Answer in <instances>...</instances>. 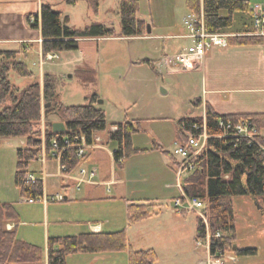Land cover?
I'll return each mask as SVG.
<instances>
[{
  "label": "rangeland",
  "instance_id": "obj_1",
  "mask_svg": "<svg viewBox=\"0 0 264 264\" xmlns=\"http://www.w3.org/2000/svg\"><path fill=\"white\" fill-rule=\"evenodd\" d=\"M138 1L137 17L146 20L147 25L151 24L152 19L157 22L172 19L174 12L177 17L180 15L176 14L177 10L173 11L177 0H170L172 11H165L159 0ZM182 5L185 7L184 2ZM51 7L69 17V26L73 30L82 31L93 24H106L107 28L113 29L114 34L109 38L81 39L78 41L77 49L56 52L52 59L47 57L48 54L40 53L36 45L32 51L28 54L25 52L20 57L32 71L33 76L21 78L11 72L9 79L17 88L22 90L33 81L39 82L42 87L46 75L51 77L53 83L54 96L41 97V120L35 128L38 136L44 142L48 123L56 119L62 122L55 114L45 117L46 109H51L56 103L64 106L86 105L90 98L96 95L95 105L104 111L107 123V130L102 132L101 136L106 137L107 132L112 130L115 124L132 121L137 123L139 128L132 136L134 147L147 150L125 159L123 166L119 167L110 154L116 144L107 140L100 151L105 156L104 162L93 161L97 159L98 154H94L92 160L83 162L88 168L96 167L97 173L93 181L96 184L100 183L103 172L112 174L113 168V172L119 175L117 176L119 182L110 186V195L115 196L116 188L127 181L126 189L131 193L127 197L151 198L162 211L159 219L152 218L129 224L127 202L116 196L115 200L83 205L73 203L64 205L63 201L48 202L49 210L46 212L42 202L33 204L22 198L14 183L17 150L23 148L25 143L21 142V138H5L0 140V202L16 204L20 213L17 230L19 238L41 247L45 246L48 231L49 235H55L69 228L65 223L57 226L54 222L56 215L68 219V209L70 211L75 209L77 211L73 215L75 217L91 218L99 222L107 220L106 229H125L133 248L153 247L159 254L158 264H190L199 258L200 254L205 257L204 250L197 247L194 239L199 211L179 213L173 206L174 199L182 195L178 185L182 186L189 176L188 169L183 171L181 176L177 173L180 166L177 161L180 162L182 158L174 155V149L179 143L184 142L177 123L181 118L201 115L204 92L201 73L185 70L178 65L153 67L152 62H141L144 59L162 58L160 53L163 41L139 36H121L119 0H100L97 8L91 0H76L75 4L57 0ZM239 13L245 12H238L235 15L234 26L244 27L247 21L242 20ZM221 14L225 16L226 12L223 11ZM177 25L181 27L179 22ZM175 45L183 49L189 42L180 40ZM167 52L168 56L175 54L170 50ZM202 59L203 57L195 62L193 68L198 67ZM47 104L49 106L45 107ZM198 118L205 122V116ZM155 146H159L160 149H154ZM173 158L177 160L178 167L173 164ZM56 165L55 161H48L46 169L54 172ZM31 170L35 171L36 177L43 178L40 163H33ZM60 180L61 178L55 176L45 178L47 192L64 195L58 188ZM82 186L78 192L80 196L85 184ZM103 187L98 189L102 190ZM104 188L106 190L107 186ZM233 206L236 245L243 249H256V254L243 256H236L230 252L229 254L236 257L235 264H264V219L260 210L247 196L234 197ZM172 210L178 216H184L181 223L167 219ZM47 221L50 223L48 230L45 224ZM113 253L111 256H115L117 264H128V249ZM99 264H108V261L100 260Z\"/></svg>",
  "mask_w": 264,
  "mask_h": 264
},
{
  "label": "trees",
  "instance_id": "obj_2",
  "mask_svg": "<svg viewBox=\"0 0 264 264\" xmlns=\"http://www.w3.org/2000/svg\"><path fill=\"white\" fill-rule=\"evenodd\" d=\"M54 0H42L40 19L31 23V27L40 28L41 52L43 55L74 50L78 41L88 38L112 37L114 31L104 24H93L85 30H73L69 26V17L51 7ZM75 4L76 0H66ZM95 8L100 0H91ZM191 14L199 16L201 11L208 32H224L233 24L237 12L250 11L246 0H187ZM138 0H119L121 36L135 37L147 33V23L137 17ZM226 12L223 16L221 13ZM229 45H260L264 37L242 35L228 38ZM21 50L0 51V140L5 138L24 139V147L17 150V163L14 183L22 198H38L43 195L41 179L33 183L26 182L28 174H34L31 165L37 162L42 146L46 148L47 157L51 158V141L72 135H81L88 145L94 143L96 135L107 130L104 111L95 105L97 96L89 103L79 106H64L56 103L46 109L44 116L55 114L65 124V131L54 133L48 123L44 142L35 129L41 120V97L50 98L53 83L50 76H45L43 86L33 81L20 90L9 79L13 72L21 78L32 77V71L20 57ZM149 62L150 61H145ZM241 118L250 119L257 130V135L239 136L236 132L219 127V120L236 122ZM205 129L208 134L206 145L194 160V167L182 185L189 197H196L205 202L209 229L212 234L210 253L230 252L236 256L255 255L256 249H243L236 245V228L233 198L247 196L258 206L264 219V113L227 114L216 113L206 105ZM202 118H181L178 120L180 136L185 133H202ZM137 123L125 121L115 124L107 132L108 141L114 142L115 163L122 167L125 159L146 151L137 149L132 143V136L138 132ZM154 149H160L155 146ZM86 157H79L77 150L67 148L62 152L60 164L64 172L73 171ZM174 159V158H173ZM176 165V160L173 162ZM160 207L156 203H131L127 207L129 224H134L157 215ZM182 213V212H181ZM19 215L11 203H0V264H33L41 261L42 249L34 244L17 238L16 224ZM7 222L15 224L8 229ZM204 225L197 217L195 240L204 236ZM129 250L128 264H157V254L153 249L133 250L129 247L125 229L115 232L83 233L77 236H65L49 240L48 264H66V257L74 253L122 252Z\"/></svg>",
  "mask_w": 264,
  "mask_h": 264
},
{
  "label": "crops",
  "instance_id": "obj_3",
  "mask_svg": "<svg viewBox=\"0 0 264 264\" xmlns=\"http://www.w3.org/2000/svg\"><path fill=\"white\" fill-rule=\"evenodd\" d=\"M57 0L51 2L54 3ZM175 1V0H174ZM249 4V8L255 4H258L264 8V0H246ZM184 2L185 7H183L182 3ZM152 3V2H151ZM162 3V6L165 8V11L171 10V2L170 0H159V4ZM42 0H0V51L5 50H21L25 48L26 54L33 50L34 45L38 47V51L41 53V32L40 28L31 27V23L34 20L39 21L40 10H41ZM178 4L180 6H178ZM174 5V4H173ZM119 9V7H118ZM177 10L176 14H180L179 17L177 15H173L172 19L167 20H158L152 22L150 24L151 32L146 33V35L139 36L141 38L150 39V40H162L163 47L160 53L161 56L167 55V51L170 52H178L182 50L178 45H175L180 40H188L190 45V40L186 37L188 31L184 26L185 18L190 14L187 0H177L175 1V5L173 6V11ZM201 13H203L201 11ZM238 13V12H237ZM235 13L233 16V24L232 26L224 31L227 34L232 36H242L247 35L252 30V19L250 11L241 14V19H246L247 23L244 24V27L234 26L235 23ZM62 14V13H61ZM119 14V11H118ZM67 16V15H62ZM144 20L142 18H139ZM146 22V20H144ZM180 23L179 27L177 24ZM147 23V22H146ZM148 24V23H147ZM106 25V24H105ZM169 30V32H168ZM109 38V37H105ZM102 39V38H97ZM188 45V46H189ZM187 46V47H188ZM15 48V49H8ZM155 48V46H154ZM186 48V47H185ZM28 51V52H27ZM22 56V55H21ZM152 62L153 67L155 66V62L157 61L152 59H144L143 61ZM189 71H199L202 75L204 82V92L201 100V104L203 106V110L201 115L189 116L184 118H195V117H204L206 105H210L212 109L220 114H254V113H264V44L260 45H228L227 47H214L211 48L206 55L203 57L200 65L196 68L190 69ZM48 118V117H47ZM58 122L57 119L56 121ZM21 142L24 144V139H21ZM107 138L102 137L101 134L95 136L94 143L91 145L86 158L71 172H60L61 164L59 159L48 158L47 151L44 145L42 146L41 155L37 159V162L41 164L43 178H41L43 182V196H51V194L47 192L44 179L47 177H58L61 178L59 181L58 188L61 192L64 193L63 202L64 205L68 203L74 204H87L91 202H106L109 200H115L116 196L125 200L126 207L131 203H143V202H152L153 199H131V197H127L128 193L126 189L127 181L124 184H120L118 188H116V193L114 195H110V186L118 183V177L115 172L112 174L103 172V177L101 178L100 183L96 184L94 182V178L89 177V172L92 169L88 168L84 165L83 162H87L88 160H92V156L94 154L97 155V159H93V161H105V156L100 152L103 149L104 144L107 143ZM137 148V147H135ZM115 149V148H114ZM139 149V148H137ZM114 151V150H113ZM113 151L110 152L113 158ZM45 155V159L42 160L41 157ZM56 162V171L51 172L46 169L48 161ZM114 161V158H113ZM115 163V161H114ZM116 164V163H115ZM81 169H84L86 173L81 174ZM97 173V171H96ZM122 175V172H121ZM118 176V177H117ZM38 178V177H37ZM40 179V178H39ZM123 181V180H122ZM82 184H85L83 188L82 195H78V192L82 189ZM107 186L106 190L104 187ZM98 187H103L102 190L98 189ZM56 192L55 194H57ZM61 194V193H59ZM143 200V201H142ZM0 203H11L14 205L15 210L17 211L19 218L20 213L16 207V204L12 202H0ZM36 203V202H35ZM34 204V203H33ZM43 208L46 209V212L49 210L48 203H43ZM160 212L148 219H159L161 216ZM176 212V210L174 209ZM75 209L70 211L68 209V219L60 218L59 215H56L54 222L56 225H61L65 223L69 228L64 229L63 233L48 235L46 236V244L41 247L38 244L26 241L24 239L19 238L17 234L19 223L15 224L12 222H7L6 227L16 228V235L22 241L27 243H31L39 246L42 249L41 261L39 263L33 264H48V252H49V240L53 238L65 237V236H77L83 233H100V232H115L118 230L115 229H106L105 225L107 224V220L104 221H95L91 218H80L78 216H73L75 214ZM175 212L170 211L167 219L171 222L181 223L182 217L178 216ZM145 219V220H148ZM92 220V221H91ZM48 230V221L47 223ZM195 235H196V227H195ZM128 245L133 250H148L153 249L157 254V264L159 260V254L153 247L148 248H133L131 246L130 240L126 234ZM195 239V236H194ZM204 250V249H203ZM205 257L200 254V257L191 261L190 264H199L201 261L206 259V251ZM200 253V252H197ZM114 254L113 252H99V253H74L70 254L66 257V264H99L100 260L108 261V264H117V259L115 256H111ZM89 255V256H86ZM127 257V256H126ZM127 260V258H126ZM83 261V262H80ZM71 262V263H70Z\"/></svg>",
  "mask_w": 264,
  "mask_h": 264
},
{
  "label": "built area",
  "instance_id": "obj_4",
  "mask_svg": "<svg viewBox=\"0 0 264 264\" xmlns=\"http://www.w3.org/2000/svg\"><path fill=\"white\" fill-rule=\"evenodd\" d=\"M251 19H252V30L247 34L251 36H262L264 37V8L258 4H255L250 9ZM184 26L187 28L186 37L190 40V45L182 50L176 52L172 56L164 55L162 58L155 62L156 67L161 66H181L185 70H190L193 68L194 63L199 61L202 57L206 55L209 49L214 47H226L228 45V38L234 37L225 32H208L204 24L203 13L199 16L194 14H189L184 20ZM246 35V34H245ZM56 55L50 53L48 58L52 59ZM48 60V59H47ZM219 127L225 130H233L239 136H249L252 138L256 136L257 130L253 126L250 119L241 118L240 120L233 121H223L219 120ZM264 135V132H263ZM206 133L205 123L202 124V133L193 134L185 133L184 142L179 143L174 149V155L181 156L182 160L177 163L180 165L178 168V176H181L182 172L188 169L190 172L194 167V160L197 155L203 150L206 145L208 138ZM91 145L85 142V138L81 135H72L62 138V143L60 144L58 139H53L51 141L50 156L55 159H60L62 152L67 148H74L77 150L79 157H86ZM264 150V145H263ZM42 160L45 159V155L41 157ZM178 167V165L176 164ZM184 170H183V169ZM61 171L64 172L65 166L61 165ZM81 174L86 173L84 169H81ZM89 177L94 178L96 175V170H91L89 172ZM26 182H35L37 177L35 174H28L25 178ZM182 195L177 197L173 201V206L177 212H186L193 210L198 212V217L202 220L204 225V236L202 238L196 239L197 247H200L206 251V259L199 264H235L236 257L229 252L219 251L215 255L210 253V242L212 237L219 236V233L212 234L209 229L208 218L206 215L205 202L196 197H189L183 191V187L179 184ZM29 203L35 202H60L64 200L63 195L57 193L51 196H41L38 198H25Z\"/></svg>",
  "mask_w": 264,
  "mask_h": 264
},
{
  "label": "water",
  "instance_id": "obj_5",
  "mask_svg": "<svg viewBox=\"0 0 264 264\" xmlns=\"http://www.w3.org/2000/svg\"><path fill=\"white\" fill-rule=\"evenodd\" d=\"M150 32H151V27H150V25H147V33H150ZM47 106H49V104H47L45 107H47ZM51 128H52V131L54 133H62L66 129L65 124L63 122H60V121L59 122H52Z\"/></svg>",
  "mask_w": 264,
  "mask_h": 264
}]
</instances>
